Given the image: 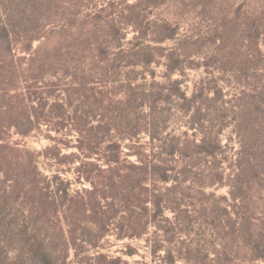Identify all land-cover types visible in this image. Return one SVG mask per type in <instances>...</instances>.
I'll list each match as a JSON object with an SVG mask.
<instances>
[{
  "label": "trees",
  "instance_id": "obj_1",
  "mask_svg": "<svg viewBox=\"0 0 264 264\" xmlns=\"http://www.w3.org/2000/svg\"><path fill=\"white\" fill-rule=\"evenodd\" d=\"M169 2H185L196 17L182 35L180 18L151 15ZM129 28L134 36L126 44ZM62 35L68 41L48 46ZM190 56H235L236 70L262 76L252 108L241 105L240 111L264 120V0H0V117L12 112L15 99L22 115L0 119V149L11 148L5 139L12 127L28 135L51 121L54 108H64L40 96L32 104L47 75L57 79L48 82L50 94L63 73L73 76L69 87L91 91L95 101L92 113L72 118L79 153L71 156L78 180L88 182L76 193L69 181L42 176L34 153L19 158L14 172L8 153L1 157L0 264H69L71 250L75 264H118L119 258L87 250L111 232L119 239L141 237L152 227L157 264L264 263V187L254 184L259 168L250 161L251 171L240 170L232 148L200 129L210 88L200 84L187 96L179 80L138 82L154 76L151 66L161 58L171 78L187 68ZM174 98L184 112H195L193 134L158 128L161 104ZM64 120L57 122L61 129ZM238 127L244 137L263 131L255 123ZM198 130L203 135L193 137ZM142 132L148 142L140 140ZM225 185L229 196L206 192Z\"/></svg>",
  "mask_w": 264,
  "mask_h": 264
},
{
  "label": "rangeland",
  "instance_id": "obj_2",
  "mask_svg": "<svg viewBox=\"0 0 264 264\" xmlns=\"http://www.w3.org/2000/svg\"><path fill=\"white\" fill-rule=\"evenodd\" d=\"M182 3L185 4V2H169L154 10L151 15L153 18H180V34L182 35L187 31V24L196 20L194 13H190L186 7H183ZM208 26L209 24L207 23L203 25L204 28H208ZM203 27L196 26V30H200V28L204 29ZM133 36L134 31L131 28L127 29V39L124 40V43L127 44ZM64 41H68V39L62 35L60 37L57 36V38H52L47 43L50 47L57 42L61 44L64 43ZM174 41L175 40L165 42L164 45L172 46L175 43ZM39 45L40 42L36 41L33 48H37ZM18 55L30 56L22 52H19ZM222 58H224V60H222ZM234 59L235 56H190V58L186 59L188 61L187 68L177 71L171 78H167L166 60L165 58H161L157 64L151 66L155 69L154 76L148 74L146 78H141L138 82L150 83L152 80H155L160 83H167L169 80H179L187 96H192L196 86L204 85L206 88H210L205 92L208 95V99L205 100L206 105H204L207 110H204L206 116L203 121V127L200 129L202 131L212 132L213 136L217 135V137L222 140L223 144H227L232 148V150L228 151L232 155L235 153V160L237 159L241 164L240 170L247 167L250 161L253 162L254 165L259 168H257V171L260 174L259 177L254 179V184H260L264 187V120L262 117L261 120L254 119L252 118L254 114H251L250 117L242 114L240 111L241 105H248L250 109L252 108L254 103L253 100L262 91L263 79L262 76L255 72L253 73L251 71L245 74L236 70L235 65L232 67V64H235ZM189 61L193 62L189 63ZM220 67L225 69H220ZM60 74L58 78L60 79L61 86L55 89L52 94H50L52 89L47 85L51 80L57 79L48 75L46 78L41 79L42 81L39 83L40 86L37 88L38 93L33 94V97L36 99H34L32 104L37 106V102H40L38 99L40 96L43 98L41 100L42 102L48 100L47 102H49L50 105L56 99L64 104V108H54V115L50 119L51 121L44 122L40 128L33 130L28 135L20 134L14 127L9 129L5 140L8 146L13 148V150L11 151V148L6 151L2 150L3 148L0 149V160L1 157H4V155L8 153L11 159L9 165L13 171L17 167L16 161L19 160V158L25 157L29 153H34L38 155L37 163L42 176L47 177L48 180H52L54 176H57L64 182L69 181V192L76 193L78 189L86 187L88 182H80L78 180V172L75 169V166H77V159L71 156L73 153H79L77 148L78 133L72 125V118L75 114H80L81 111L84 113H92L95 101L91 91L81 92L68 86L70 80H73V76L67 74L65 77L63 73ZM97 94L99 98L103 95L101 93ZM2 102L0 98V104ZM107 103L108 99H105L104 105H107ZM9 108H11L12 112L7 116L0 117L1 120L9 122L18 115H20V117L22 116L21 107L16 99L9 103ZM160 108V111L163 109L164 111L162 115L160 114L161 118L158 121V128L162 129L166 126L163 129L164 132L166 131L165 133L169 132L183 135L186 131L190 134L196 131L190 128L192 114L195 112H184L182 100L174 98L166 104H161ZM225 108L228 109L226 111L227 113L225 112ZM62 111V118L55 115L56 112ZM147 111L148 109L145 108V112ZM225 113L227 116L224 115ZM64 117L66 125L61 129L62 125L59 126L57 122H60ZM32 118L36 119V116L33 115ZM241 122L244 124H258L263 131L257 132L254 136L244 137L239 132L240 129L238 124ZM201 130H198L197 135H193V137L200 138L203 135ZM140 140H142V142H148L149 133L142 132ZM2 142L3 141H0V145ZM131 159L134 160L135 157L132 156ZM223 165L228 166L229 162L225 161ZM246 169L251 171L248 167ZM255 174L257 173L255 172ZM4 178L5 173L1 170L0 181L4 180ZM0 183H2V181ZM52 185L53 189V187L56 186L55 181L52 182ZM206 192H215L217 195L229 196V186L225 185L218 188L215 186L210 187L206 189ZM19 200L21 202V199ZM19 208V201H17L15 209ZM167 212L169 216H172L169 210ZM153 230L154 227L144 236L127 237L124 239L117 238V234L111 232L102 240L98 248L89 247L87 252L91 256L103 253L110 258H119L121 261L118 264H157L155 263L152 246L150 244V240L153 238ZM205 230L206 232L209 230L208 226H206ZM200 231H203V228L200 229ZM11 255H13V253H11ZM74 261L75 252L71 250L69 254V264H75ZM105 263L106 261L103 264ZM179 263L184 264L183 262ZM107 264H109V262ZM255 264L264 263L258 261Z\"/></svg>",
  "mask_w": 264,
  "mask_h": 264
}]
</instances>
